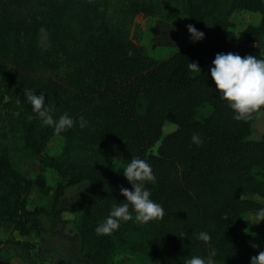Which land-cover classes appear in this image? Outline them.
<instances>
[{
	"label": "trees",
	"instance_id": "1",
	"mask_svg": "<svg viewBox=\"0 0 264 264\" xmlns=\"http://www.w3.org/2000/svg\"><path fill=\"white\" fill-rule=\"evenodd\" d=\"M29 1L41 6L37 26L46 29L61 51L64 66L41 74L46 64L35 52L38 27L21 25L14 13H0V106L11 131L19 133L33 156H40L55 135L67 147L60 156L41 160L38 174L29 178L13 166L8 148L0 144V227L11 225L21 236L33 231L38 238L58 230L63 240L72 231V250H60L69 264H113L119 252L146 251L152 264H183L191 255L206 256L209 246L217 250L215 264H250L257 251L241 231L250 227L244 215L264 207V181L253 173L264 170V132L256 141L248 136L264 106L248 120L233 119V110L215 90L210 65L217 52L264 57V2L180 0L186 26L194 24L205 37L156 59L124 27L111 23L114 0L17 3ZM121 6L127 17L156 15L152 0H122ZM238 10L260 15L257 25L246 26L242 39L228 36L230 17ZM191 61H198L201 72L188 68ZM26 89L43 91L54 117L83 114L87 126L76 123L56 133L33 112ZM166 122L175 129L163 134ZM193 132L203 143L191 141ZM114 152L123 165L132 156L152 165L157 179L146 186L164 214L143 224L121 221L110 234L98 235L97 224L124 199L121 186L131 188L123 173L110 167ZM46 167L60 181L48 208L30 207L34 188L44 195L50 191ZM71 190L77 191L75 201L64 205ZM78 208L82 211L76 220L62 218L63 212ZM68 225L71 230L61 231ZM201 230L211 234L210 242L196 238Z\"/></svg>",
	"mask_w": 264,
	"mask_h": 264
},
{
	"label": "rangeland",
	"instance_id": "2",
	"mask_svg": "<svg viewBox=\"0 0 264 264\" xmlns=\"http://www.w3.org/2000/svg\"><path fill=\"white\" fill-rule=\"evenodd\" d=\"M17 1L0 0V13L6 15L14 13L18 15L17 17L20 19L21 25L31 23L37 26L43 13L41 6L35 1L22 3L21 5ZM121 1L114 0L112 2L108 13L109 20L112 24L124 27L133 39L146 48V53L149 56L156 59H163L173 50L180 49L189 43L190 39L186 29L185 17L180 12V0H152L156 3V15H138L135 17H127L121 13ZM262 1L264 2V0ZM254 14L259 21V13H246L242 11H235L233 13L231 19L236 25V35L240 34V31L248 23L255 22ZM37 27V47L35 52L46 64L39 70L41 74L49 75V73L53 72V69H62L64 66V57L61 51L53 45L46 29L40 25ZM262 47L263 54L264 38L262 40ZM174 129V125L166 122L163 128V134ZM263 132L264 114L260 111L251 122L248 139L252 141L260 140ZM18 134L17 132L11 131L7 123L6 112L0 106V144L8 148L13 166L29 178H34L38 174L41 167V160H46L51 156H60L63 154L65 147H67L63 138L55 135L48 141L46 150L40 156H33L24 146V142ZM156 147L154 150H156ZM122 166L120 154L114 152L110 164L111 169L118 174H122L123 168H120ZM253 173L261 181H264V170H254ZM43 174L47 185L50 186V191L44 195L37 188H34L28 196L30 207L43 206L48 208L52 201L53 189L60 181L56 171L51 168H44ZM76 196V190L68 191L63 200V204L72 205ZM81 211L82 209L78 208L74 213H65L69 214L68 218L70 220H76ZM255 212L249 211L244 215V218L250 222V227L241 231V233L250 237L251 244L255 243L258 245V247H254L258 253L261 249H264V220L258 221L254 215ZM43 223L47 226L45 219H43ZM63 229L65 231L71 230L72 225L62 227L61 231ZM72 234L73 232L71 231L69 236L72 237ZM70 237L69 239L64 238L65 240H63L61 232L58 230L54 234H47L42 238L35 236L33 231L22 237L17 231H13L10 225L0 228V239L3 242V249L0 250V264H18L23 259L26 262L22 264H69V256L62 251L72 250ZM122 254H116V264L122 263V256L125 253ZM126 254L128 255V253ZM131 256L137 264H152L149 251H146L145 254L135 253Z\"/></svg>",
	"mask_w": 264,
	"mask_h": 264
},
{
	"label": "clouds",
	"instance_id": "3",
	"mask_svg": "<svg viewBox=\"0 0 264 264\" xmlns=\"http://www.w3.org/2000/svg\"><path fill=\"white\" fill-rule=\"evenodd\" d=\"M186 27L193 42L205 37V33L194 24L189 23ZM131 54L129 50V55ZM187 66L190 70L201 72L198 61L188 62ZM210 75L216 92L233 110V119L248 120L254 111L264 106V57L253 54L242 56L232 51L217 52L210 65ZM24 95L42 124L53 127L58 134L72 128L76 123L81 128L88 124L83 114L73 117L63 112L54 117L45 104L46 96L43 91L37 93L26 89ZM191 141L196 145L203 143L198 132H193ZM120 168H123V175L130 182L131 188L121 186L120 192L124 199L113 204L108 215L97 224L95 232L98 235L110 234L119 227L121 221L134 219V222L143 224L164 214L163 206L151 198V189L146 186L148 182L154 183L157 179L152 165L139 156H132ZM254 215L258 221L264 220V207L258 209ZM195 235L204 242L211 241V234L207 231L201 230ZM252 246L258 247L255 243ZM216 255L217 250L209 246L206 256L191 255L185 258L183 264H215ZM250 264H264V249L251 256Z\"/></svg>",
	"mask_w": 264,
	"mask_h": 264
},
{
	"label": "crops",
	"instance_id": "4",
	"mask_svg": "<svg viewBox=\"0 0 264 264\" xmlns=\"http://www.w3.org/2000/svg\"><path fill=\"white\" fill-rule=\"evenodd\" d=\"M238 11H242V10H238ZM242 12H248V13H254V12H249V11H242ZM233 15V14H232ZM232 15H231V17H232ZM255 15V14H254ZM260 16V15H259ZM231 17H230V21L232 22V26L228 29V36L229 37H235V38H239V39H242L243 38V34H244V29L246 28V26L249 24H247L241 31H240V34H238V35H236V31L237 30H235V28H236V25H235V22L231 19ZM255 22H253V23H250V24H252V25H257L258 23H259V21H258V19H257V17H256V15H255ZM259 20H260V17H259ZM263 38H264V35L261 37V39H260V48H261V54H262V52H263V47H262V40H263ZM263 55H264V53H263ZM70 213V212H69ZM68 215L69 214H67V213H65V212H63L62 213V218L63 219H66V220H70V218H68ZM6 226H9V225H6ZM5 226V227H6ZM10 227H11V229H12V226L10 225ZM0 228H4V227H0ZM13 230V229H12ZM13 231H15V230H13ZM20 235V234H19ZM21 236V235H20ZM22 237H24V236H22ZM18 239H20V238H18ZM1 240V239H0ZM2 241V240H1ZM3 249V243H2V246H1V249L0 250H2ZM117 255H120V254H117ZM117 255H115V257H114V262H113V264H116V262H115V258H116V256ZM123 255V254H122ZM122 258H123V261H122V263L121 264H137V263H135V261H133V258H132V256L131 255H127V254H125L124 256H122ZM26 261H24V259H23V261H19V263L18 264H22V263H25ZM53 264H56V263H53Z\"/></svg>",
	"mask_w": 264,
	"mask_h": 264
}]
</instances>
